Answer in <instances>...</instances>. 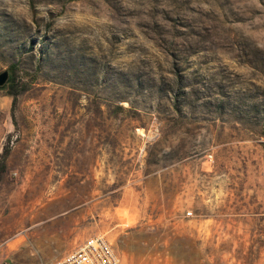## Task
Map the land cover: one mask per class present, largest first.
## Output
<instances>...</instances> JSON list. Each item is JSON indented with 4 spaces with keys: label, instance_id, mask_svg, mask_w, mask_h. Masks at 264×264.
I'll return each instance as SVG.
<instances>
[{
    "label": "rangeland",
    "instance_id": "obj_1",
    "mask_svg": "<svg viewBox=\"0 0 264 264\" xmlns=\"http://www.w3.org/2000/svg\"><path fill=\"white\" fill-rule=\"evenodd\" d=\"M6 70L0 264H264V0H0Z\"/></svg>",
    "mask_w": 264,
    "mask_h": 264
},
{
    "label": "built area",
    "instance_id": "obj_2",
    "mask_svg": "<svg viewBox=\"0 0 264 264\" xmlns=\"http://www.w3.org/2000/svg\"><path fill=\"white\" fill-rule=\"evenodd\" d=\"M186 215L191 216V212ZM57 264H121V258L103 236H91L77 244Z\"/></svg>",
    "mask_w": 264,
    "mask_h": 264
},
{
    "label": "crops",
    "instance_id": "obj_3",
    "mask_svg": "<svg viewBox=\"0 0 264 264\" xmlns=\"http://www.w3.org/2000/svg\"><path fill=\"white\" fill-rule=\"evenodd\" d=\"M44 238V243H39L37 240L35 242L39 254L48 260L60 261L74 248L78 235L75 236L73 232L64 233L62 236L57 234L52 236L47 233V236Z\"/></svg>",
    "mask_w": 264,
    "mask_h": 264
},
{
    "label": "trees",
    "instance_id": "obj_4",
    "mask_svg": "<svg viewBox=\"0 0 264 264\" xmlns=\"http://www.w3.org/2000/svg\"><path fill=\"white\" fill-rule=\"evenodd\" d=\"M14 69V68H12ZM14 76L12 74L9 73V79L7 81V83L1 87L0 89H6L7 90V95L11 98L12 100V108H14L16 102H17V98L19 96V91L16 88V85L14 84ZM8 155V150L6 148L3 149L2 153H1V161H0V179H1V175L4 173L5 171V160L6 157Z\"/></svg>",
    "mask_w": 264,
    "mask_h": 264
},
{
    "label": "water",
    "instance_id": "obj_5",
    "mask_svg": "<svg viewBox=\"0 0 264 264\" xmlns=\"http://www.w3.org/2000/svg\"><path fill=\"white\" fill-rule=\"evenodd\" d=\"M8 79H9V72L7 70L0 73V88L7 83Z\"/></svg>",
    "mask_w": 264,
    "mask_h": 264
}]
</instances>
